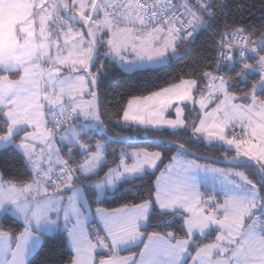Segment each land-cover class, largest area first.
Instances as JSON below:
<instances>
[{"label":"snow or ice","instance_id":"6c2138e0","mask_svg":"<svg viewBox=\"0 0 264 264\" xmlns=\"http://www.w3.org/2000/svg\"><path fill=\"white\" fill-rule=\"evenodd\" d=\"M226 7L0 0V150L25 169L0 164V264H38L56 238L66 257L40 264H264V24ZM204 34L213 51L177 82L109 113V65L150 71Z\"/></svg>","mask_w":264,"mask_h":264},{"label":"trees","instance_id":"16d2710c","mask_svg":"<svg viewBox=\"0 0 264 264\" xmlns=\"http://www.w3.org/2000/svg\"><path fill=\"white\" fill-rule=\"evenodd\" d=\"M223 2L227 7L223 9L221 22H223L224 19H227L229 22H240L243 20L257 27L264 24V0H223ZM211 43L210 35L204 34L197 40L191 51L181 50L180 57L150 71L122 73L115 66L109 65V71L103 88L102 102L109 113H114L116 109L125 104L131 96H142L147 94L148 91L158 90L167 87L171 83L177 82L180 77L184 76V74L190 70V65L198 56H202L205 50L208 52L213 51L212 48L208 47ZM249 83H251V81H249ZM240 87H245V85L241 84ZM140 146L146 147L147 143L141 142ZM113 147L128 149L127 145H113ZM193 150L209 156H220L223 154L222 152H214L202 145L198 148L194 147ZM0 164H6L9 171L13 172V174L16 173L17 169H19L20 172L25 171L15 154L3 150H0ZM136 195V192H132L124 199H110L104 207L109 211L118 209L123 203L132 202ZM142 246L143 245L139 246L131 252H140ZM126 253H129V251L122 252L121 254ZM66 254L67 249L63 246V242L60 239H50L44 248L43 255L37 258L38 264L46 258L59 261L65 258Z\"/></svg>","mask_w":264,"mask_h":264},{"label":"clouds","instance_id":"9594fccd","mask_svg":"<svg viewBox=\"0 0 264 264\" xmlns=\"http://www.w3.org/2000/svg\"><path fill=\"white\" fill-rule=\"evenodd\" d=\"M9 39V35L7 33V31L5 32V34L3 35V37H0V42H2L3 44H7V41ZM10 67L13 68V70H15V68L17 67V65L15 63H13L12 65H10Z\"/></svg>","mask_w":264,"mask_h":264},{"label":"crops","instance_id":"0c3cea01","mask_svg":"<svg viewBox=\"0 0 264 264\" xmlns=\"http://www.w3.org/2000/svg\"><path fill=\"white\" fill-rule=\"evenodd\" d=\"M220 166H223V165H220ZM119 209V208H118ZM142 245V244H141ZM141 245H138L137 247H134V248H132L131 249V251H133L134 249H136V248H138L139 246H141ZM143 250V246H142V249H141V251ZM127 250H125V251H122V252H126ZM121 252V253H122ZM132 253H136V252H129V253H126V254H121L122 256H128V255H131ZM189 264H191V261H189Z\"/></svg>","mask_w":264,"mask_h":264},{"label":"rangeland","instance_id":"374dc122","mask_svg":"<svg viewBox=\"0 0 264 264\" xmlns=\"http://www.w3.org/2000/svg\"><path fill=\"white\" fill-rule=\"evenodd\" d=\"M175 59V58H174ZM168 64V63H167ZM166 65V64H165ZM162 66V65H161Z\"/></svg>","mask_w":264,"mask_h":264}]
</instances>
